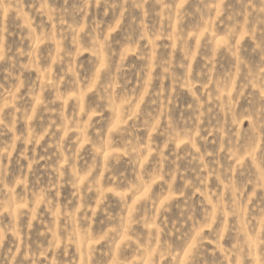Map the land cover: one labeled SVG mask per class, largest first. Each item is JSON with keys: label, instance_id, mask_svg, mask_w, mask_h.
I'll use <instances>...</instances> for the list:
<instances>
[{"label": "rangeland", "instance_id": "rangeland-1", "mask_svg": "<svg viewBox=\"0 0 264 264\" xmlns=\"http://www.w3.org/2000/svg\"><path fill=\"white\" fill-rule=\"evenodd\" d=\"M101 21L113 51L109 59L114 66L107 70L87 50L90 35H95L91 29ZM259 22H264V0H120L115 8L97 0L87 5L84 0H23L19 5L0 0V55L4 57L0 60V118L4 121L0 125V164L8 165L7 184L14 197L28 190L25 207H19L25 203L19 199L11 209L0 206V227L13 225L20 230L19 239L9 233L3 244L9 264L26 254L43 264H54L57 259L60 264H247L241 244L244 234L250 238L248 259L264 264V181L251 155L264 152V134L252 127V114L264 106V87L259 84L264 75V35ZM130 36L136 41L135 52ZM121 56L126 57L127 66L123 78L116 74ZM165 64L179 82L171 77L161 79ZM69 68L78 71L73 75ZM94 73L98 78H93ZM245 76L252 82L245 83ZM125 81L127 95L122 91ZM109 84L116 111L94 115L97 89ZM77 92L82 97L79 101L70 95ZM57 93L62 98L52 103ZM197 103L199 111L195 110ZM165 104L178 133L189 117L198 125L196 131L206 137L197 139L199 152L182 136L164 146L160 132L168 122ZM132 111L137 112V124L149 123L137 134L142 144L155 141L168 158L159 172V156L147 150V163L121 156L118 165L105 170V158L113 164L111 154L122 151L124 139L114 133L109 146L108 130L119 128L121 119ZM63 118L69 123L61 130ZM73 118L91 119L94 127L88 136L93 141L97 130H103L104 152L96 157L92 170L100 186L116 189L107 180L115 171L123 173L116 190H124L128 181L143 176L142 191L124 201L106 193L102 207L107 212L95 203L100 199L98 193L85 198L82 191L73 197L74 190L64 184L56 195L60 176L54 169L63 164V158L54 142L60 138L65 140V156L83 145L76 169L82 186L91 179L87 171L94 159L92 144L83 137L73 144L79 135L67 131ZM152 127L157 131L153 133ZM33 135L39 144L24 142ZM204 153L212 155L201 160ZM33 156L45 159L29 167ZM69 164L63 167L68 169ZM177 164L179 171L173 172ZM201 178L206 185H201ZM49 184H53L51 195L56 204L51 211L43 203L36 204L47 195L42 189ZM84 204H90L86 212ZM66 216L81 234L77 243H68L63 234ZM53 232L58 238L56 249L49 248ZM165 241L170 254L162 255ZM37 248L49 250L37 257Z\"/></svg>", "mask_w": 264, "mask_h": 264}, {"label": "clouds", "instance_id": "clouds-1", "mask_svg": "<svg viewBox=\"0 0 264 264\" xmlns=\"http://www.w3.org/2000/svg\"><path fill=\"white\" fill-rule=\"evenodd\" d=\"M10 2L15 3V4H22L23 0H10ZM85 5L89 2V0H84ZM120 0H97V3H104L108 5L111 8H115L119 4ZM125 2H134V0H125ZM65 3H67V0H65ZM20 11L22 12L23 9L21 8ZM51 19V16L49 17ZM61 23H63V20H61ZM101 22L95 23V26L91 29V33H95V35H90L89 39V46H88V51H91L94 56H97L98 59L102 60L103 62L101 63V68L104 70H107L110 66H114V60L110 61V57L113 56V51H112V44L111 41L107 38L104 37L103 35V30L101 29L100 25ZM261 23V29L262 32L261 34L264 35V22H259ZM69 29L72 28L71 25L68 26ZM81 32H83V29H80ZM114 31V29H113ZM129 42L133 44V47L131 48V51L135 52V39L132 38L131 36L129 37ZM129 51V49L125 48V52ZM106 53V55H102ZM125 56L120 57V64L117 68L116 74L119 75L121 78H123V73L127 71V66L124 63ZM4 57L3 55H0V60H3ZM69 62H71V58L69 56ZM243 63V62H242ZM163 67V72L161 74V79L165 77H171L173 79H176L177 82H179L178 78L175 76L174 72L170 70V67L165 64L162 66ZM177 68L183 67V65H176ZM151 66H149V82L153 79L151 75ZM78 71V69L75 68H69L68 72L72 73L75 75V73ZM99 74L94 73L93 78H98ZM245 83H251L252 81L248 78V76L244 77ZM259 84L261 87H264V75L261 76L259 79ZM184 84H181V87H184ZM124 91V94L127 95V81L124 82V88L122 89ZM133 92L136 91V89L132 90ZM97 103L95 107L93 108V114L94 115H100L103 116L105 112L111 111L115 113L116 111V100L113 97V91L111 88V85L109 84L108 86H103L99 89H97ZM147 94V89L145 88V95ZM161 93H157V96H159ZM193 97H196L195 92H191ZM71 96H74V98L79 101L82 97L80 94L77 93H72L70 94ZM62 97L59 93L54 97L52 103H55L56 101L60 100ZM197 101H199V98H197ZM174 103V101H173ZM200 109V104L197 103L195 106V110L199 111ZM48 111H53L51 107L47 108ZM210 111V109H209ZM62 117V114H60ZM164 115L168 118L167 125L161 129L160 135L163 136L164 139V146L167 147L169 143H174L177 138L180 136L186 138L188 142L190 143L191 147L195 149L197 152H199V148L197 147V139L199 138L200 140H205L206 137L200 136L199 132L196 131V128L198 125L192 123V117H189L188 121H182L184 124V127L180 129L179 133L177 132V127L174 126V121L171 118V115L167 111V104H165V112ZM203 113H201V116ZM253 115V120H252V127L259 131L260 133L264 134V106L261 107L259 113H254ZM201 116H196V120H200ZM137 117V112L132 111L131 115H126L124 118L121 119L120 121V127L119 128H111L108 130L109 136H108V145L111 146L113 143V134L114 133H119V135L124 138L123 139V147L122 151H117L113 152L111 154L110 159L114 161L113 164L109 163V158H105V170L106 171H111V169L115 166L118 165L121 159V156H127V157H132L134 159V162L136 163H147V156L144 155L145 150L151 154L152 152H156L157 155L159 156L160 160L157 163L156 170L157 172L160 171V164L167 162L168 158L167 156L164 155L163 151L159 149L158 146L155 145V141H152L151 145H145L142 144L141 140L138 137V133L142 128H147L149 126V123L146 122L145 124H137L136 118ZM64 123H61L60 128L63 130L67 124L69 123L67 121V118H63ZM132 121L131 124H129V121ZM55 123V122H53ZM71 127L67 128L68 132H76L79 135L76 137L75 140H73V144H78L80 141V138H84L85 143H91L92 144V150L94 151V159L93 163L88 167L87 175L91 177V179H88L86 184H81L80 181V174L76 169V164L75 160L79 156L80 151L83 148V145H80V148H77L75 152H73L71 155L65 156L64 153L66 151L65 148V140L64 138H60L59 140L54 142V146L57 149V153L60 157L63 158V164H69V161H73V163L69 164V168L65 169L63 167V164L59 168L54 169L56 173L59 174L60 176V182L55 184V187L57 188L56 195H59V189L64 186V184H68L71 186V188L74 190L72 195L73 197H78L80 196L81 192L83 191L84 197L87 198L88 193H98L100 196V199L96 200L95 203L97 207L99 208L100 211L107 212L106 208H103L102 205L104 202L107 200V195L106 193L111 192L114 196L119 197L122 201L126 200L129 195H135L137 192H140L144 188V182L145 178L143 176L137 177L134 180H130L127 183V186L124 190H116L119 189L120 185L117 183L118 181H121L123 178V173L117 174L115 171L112 172L111 175L107 177V180L116 185V189L112 188H102L100 186V181L92 176V170L96 167V157H99L103 155L104 152V137H103V130H97V139L92 140L88 136V130L92 127H94L91 119H89L88 122H83L82 120H78L76 118L71 119L70 121ZM4 121L2 118H0V125H3ZM160 124V120H156V125ZM222 130V129H221ZM151 131L154 133L157 131L156 127H152ZM3 133H0L2 135ZM209 135H211V131L208 132ZM67 136V132H65V137ZM42 138V137H41ZM17 140L21 139V136L16 137ZM35 142L36 144H39V139L33 135L31 137V140H25V143L29 142ZM183 142V140H181ZM49 147H52L50 145ZM27 151V150H26ZM211 153H204L200 156V159L203 160L207 158L208 156H211ZM253 160L257 163L258 165V170L260 171V179L264 181V152L260 153V155L257 157L255 153H251ZM39 159H45V157H40ZM39 159H37L35 156L30 161L29 167L32 165L38 164ZM182 159V157H177V160ZM173 164H176L175 161L172 162ZM205 167H208L205 165ZM70 169V171H69ZM179 171V165H176V168L173 169V172H178ZM217 173H219V169L215 170ZM168 175H171V173H166ZM7 177H8V165L6 164H0V194H4L5 198L0 199V206L7 207L11 209L13 205L17 204V199L21 201H25V203H20L19 207H25L26 206V198H27V189L24 194H19L18 197H14L12 195L13 190L8 187L7 184ZM65 177H67L65 179ZM173 179H175V176H173ZM201 185H206L207 181L205 178H201L200 180ZM53 187V184H49L46 188H43L42 191L47 193L45 197H43L40 200L36 201L37 207L41 203L45 205V208L51 211L52 209L55 208V199L51 195V188ZM189 185H185V188H188ZM7 188V192L5 193V189ZM181 195H183V191L180 192ZM236 201L233 200V204H235ZM90 207V204H84V211L86 212L88 208ZM81 209H77V211H80ZM31 211V218L32 220H35L36 217V211L34 209L30 210ZM165 211H169V209H165ZM23 215V213H21ZM28 228H31L32 225L29 223L27 225ZM210 227V225H209ZM11 233V235L19 239L20 237V230L19 227L13 226V225H5L3 227H0V264H9L8 260L6 257H4V254L2 252L3 244L5 239L7 238L8 234ZM42 236L45 235V233H40ZM63 234L66 235L68 239V243H77L78 237L81 235L79 232L75 230V228L72 225V219L70 216L65 217V227L63 230ZM83 235L88 238V232L87 230H84ZM104 236H101L100 239H104ZM57 236L55 232H53V240L51 244L49 245V248L56 249L58 248L57 244ZM241 244L243 245V254L245 255V258L247 260V264H252V261L248 259V252H249V244H250V238L247 236V234H244L241 236ZM162 248V255L170 254L169 252V246L167 242H163L161 245ZM48 248L40 249L37 248L36 250V255L38 257L39 254H47ZM236 251H241V248H237ZM11 264H43L42 261H40L38 258H33V255L31 254H26L20 259L13 258L11 261ZM54 264H60V261L57 259ZM87 264V262H86ZM169 264H176L175 261H169Z\"/></svg>", "mask_w": 264, "mask_h": 264}]
</instances>
